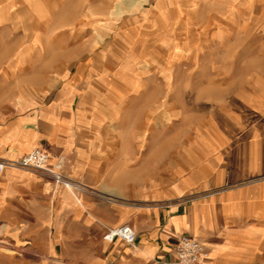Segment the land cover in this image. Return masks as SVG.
I'll return each mask as SVG.
<instances>
[{"label":"crops","instance_id":"obj_1","mask_svg":"<svg viewBox=\"0 0 264 264\" xmlns=\"http://www.w3.org/2000/svg\"><path fill=\"white\" fill-rule=\"evenodd\" d=\"M183 6L155 8L165 18L162 11ZM4 88L0 160L41 149L81 189L41 170L5 167L1 243L42 264H175L174 247L186 236L207 251L198 264H264V83L204 99L202 120L182 133L164 131L162 97L95 98L71 113L66 96L34 106ZM120 225L133 229L134 245L103 238Z\"/></svg>","mask_w":264,"mask_h":264},{"label":"rangeland","instance_id":"obj_2","mask_svg":"<svg viewBox=\"0 0 264 264\" xmlns=\"http://www.w3.org/2000/svg\"><path fill=\"white\" fill-rule=\"evenodd\" d=\"M26 1L0 0V84L34 106L162 97L164 131L182 133L204 99L264 83V0H36L39 13ZM174 1L185 8L160 17L157 2ZM8 244L0 264H42Z\"/></svg>","mask_w":264,"mask_h":264},{"label":"built area","instance_id":"obj_3","mask_svg":"<svg viewBox=\"0 0 264 264\" xmlns=\"http://www.w3.org/2000/svg\"><path fill=\"white\" fill-rule=\"evenodd\" d=\"M47 161L48 154L41 149L34 148L16 160H0V174L5 167L41 170L51 176L55 183L60 184L67 189H81L80 183L71 181L53 169L47 168ZM55 167L56 169L60 168L59 165H56ZM103 238L108 241L120 239L128 245H134L136 234L130 226L120 225L113 228H107ZM207 256V251L200 242L186 236H181L174 247L175 264H198L201 259H205Z\"/></svg>","mask_w":264,"mask_h":264},{"label":"bare ground","instance_id":"obj_4","mask_svg":"<svg viewBox=\"0 0 264 264\" xmlns=\"http://www.w3.org/2000/svg\"><path fill=\"white\" fill-rule=\"evenodd\" d=\"M157 3H159V2H157ZM31 7H32V10L34 11V12H37V13H39L40 12V5L37 3V1L35 0V1H33L32 2V4H31ZM43 8V7H42ZM42 11V10H41ZM45 11V10H44ZM39 15V14H38ZM37 31V30H36Z\"/></svg>","mask_w":264,"mask_h":264}]
</instances>
